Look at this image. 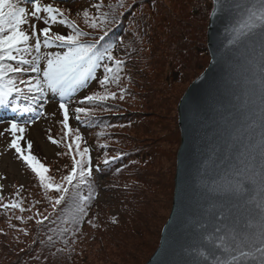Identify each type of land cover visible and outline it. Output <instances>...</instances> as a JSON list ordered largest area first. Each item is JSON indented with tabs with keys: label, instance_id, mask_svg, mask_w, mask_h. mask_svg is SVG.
Instances as JSON below:
<instances>
[{
	"label": "trees",
	"instance_id": "trees-1",
	"mask_svg": "<svg viewBox=\"0 0 264 264\" xmlns=\"http://www.w3.org/2000/svg\"><path fill=\"white\" fill-rule=\"evenodd\" d=\"M99 5L95 7V14L89 16V22L100 13L106 15L107 35L98 45L99 49L111 48L114 60L122 61L119 66V79L126 74L132 87V92L146 100L151 99V107L154 111L163 110L166 107L164 100H168L169 86L172 83L190 82L197 77L208 62V51L205 43V30L210 13L208 0H89ZM65 2V1H64ZM55 3V2H54ZM62 2H57L60 6ZM62 9V8H61ZM63 10V9H62ZM87 9L82 10V12ZM64 16L75 26L86 33L81 39L94 41L104 35L105 29L99 26L90 30V23L83 19L72 18L71 14L62 11ZM63 17H58L60 20ZM69 27V26H65ZM165 28L164 31L161 28ZM25 29L29 30L27 26ZM64 32V33H63ZM62 33L67 35L72 28L65 29ZM130 35V37H129ZM154 38L150 41V38ZM43 41V40H42ZM42 43V42H41ZM145 43H148L145 45ZM64 49L51 45L40 54L47 52H60ZM34 47L31 53L25 54V59H33ZM43 60V59H41ZM14 67H27L32 64H21L18 61H5ZM108 64L115 68L113 61L107 59L102 64ZM44 64V63H43ZM99 73L94 74L78 87L69 96L65 97V103L75 106L73 108V122L69 117V127L72 126V134L75 130L92 128L95 136L104 139H120L128 130H118L119 125L129 123V126L139 123L142 110L130 109L129 98H109L103 102L88 103L83 101L107 74L105 69L99 67ZM9 77L20 80H28L37 77L33 72L9 73ZM124 76V77H126ZM43 77V70L42 76ZM38 78V77H37ZM112 81L110 80L109 83ZM88 83V84H87ZM53 100L59 107L61 98ZM116 93V91L114 92ZM92 95V94H91ZM27 103L28 109H23L22 104ZM33 101L26 100L23 95L13 93L8 97V102L0 104V114L6 111H34ZM68 105V104H67ZM78 107L95 108V114L81 119L75 109ZM69 116L72 112L70 108ZM62 112V110H61ZM63 113V112H62ZM125 126V127H129ZM70 131V130H69ZM68 133L66 140V152L71 160L76 158V150L72 144L71 151L68 145L72 138ZM151 135L156 134L150 130ZM159 133L166 136L161 144L149 143L141 145H123L108 156L98 155L100 158L94 165L92 162L91 175L87 183L78 185L76 198L61 207L67 211L53 212L33 232V240L23 250L20 249L21 236L17 233L18 224L11 223L3 226L7 218L5 209L0 207V264H141L154 251L159 240V231L166 219L171 206L173 186V159H168L170 130L167 127L159 129ZM128 134V132H127ZM175 134L179 142V129L176 126ZM59 144L63 143L62 137H56ZM71 141V142H70ZM168 145L164 152V145ZM94 154H102L108 151L111 145L105 143L96 144ZM103 148V150H102ZM115 157V159H112ZM94 159V158H93ZM108 160L105 164L104 161ZM106 178L110 181L111 200L100 203L98 196V184ZM36 182H40L36 178ZM108 188V186H107ZM169 188L170 192H166ZM19 190L13 192L11 198L0 203H20L22 198ZM81 197L85 198L81 200ZM16 198V197H15ZM83 207L86 214H81L78 209ZM115 209L110 214L111 208ZM163 208V209H162ZM21 222V221H20ZM23 223V222H21ZM125 225V229L122 225ZM157 234V236H156ZM157 240H151L147 237ZM138 239L139 241H135ZM109 244V249L106 248Z\"/></svg>",
	"mask_w": 264,
	"mask_h": 264
},
{
	"label": "water",
	"instance_id": "water-1",
	"mask_svg": "<svg viewBox=\"0 0 264 264\" xmlns=\"http://www.w3.org/2000/svg\"><path fill=\"white\" fill-rule=\"evenodd\" d=\"M211 1L209 61L177 105L180 143L171 208L144 264H211L209 253L220 255L222 245L258 231L261 190L246 179L251 172L245 167L260 165L264 57L254 34L241 35L255 0ZM241 264L256 261L248 257Z\"/></svg>",
	"mask_w": 264,
	"mask_h": 264
},
{
	"label": "snow or ice",
	"instance_id": "snow-or-ice-1",
	"mask_svg": "<svg viewBox=\"0 0 264 264\" xmlns=\"http://www.w3.org/2000/svg\"><path fill=\"white\" fill-rule=\"evenodd\" d=\"M99 10V5L95 6ZM41 11L48 14L47 19L44 23L47 25L49 20L52 23L57 22L58 17H63L59 20L61 24H68L72 28V32L67 35L52 33L50 27H44L39 30L37 34L36 26L31 25L32 36L36 37L34 50L37 53L31 61L25 59V54L33 50V46L29 44L30 36L22 29V25L28 23L29 13L28 10L21 6L16 0H0V104L8 102V97L13 93L17 96L23 95L26 100L35 102L45 91V88L52 92H58L61 98L59 104L60 109L63 112L64 119L62 121L65 129L69 128V110L68 105L65 103V97L69 96L78 87L82 86L89 77L94 74V71L98 67H103L105 73H111L105 75L100 81L101 85H106L111 80L116 82L119 80V66L122 61L114 60L111 48H98L100 42L107 35V23L106 15L100 13L97 17H93L90 22V27H100L105 29L104 35L98 40L85 41L81 37L87 35L83 31L79 30L75 26V22H70L64 13L59 8L53 7L51 4L43 6L32 0V11L31 17L39 18ZM247 22L242 26L243 29L247 30V33L241 32V35L254 34L257 42L261 48L262 57H264V0H255V2L247 9ZM88 22V12L83 13ZM261 25L260 30L255 32L257 25ZM40 36H43L41 44ZM51 45H56L59 48L64 49L60 52H47L40 54L41 47L48 48ZM41 59L44 60L43 67V78L31 77L28 80H20L17 82L15 78L9 77V73H21L25 71L40 72L41 69L37 66H32L30 69L22 68L19 66L14 67L10 63L5 61H18L21 64H37ZM113 61L116 65L115 68L110 67L108 64H102L104 60ZM121 89V93H123ZM109 98L115 99L116 93L109 92L105 89L104 93H95L92 95L85 96L84 102L94 103L103 102ZM120 99H123V94L120 95ZM42 107V105H41ZM95 108L89 107H78L75 112L77 120L81 119V114L85 117L92 116L95 114ZM10 130L13 134L10 147L15 149L16 153L19 154L20 158L27 164V166L39 177L40 183L46 189H55L60 195L53 202V208L56 205L61 204V201L65 200L66 196L69 195L70 191L75 189L78 185L87 183V178L91 175L92 169L90 167V158L86 162L85 157L88 156L89 150L84 148L80 150L78 141L81 139L79 135L72 138V143L68 145L69 150L72 149V144L76 145V154L80 157L77 160L73 157V163L71 170L67 175L63 176L61 183L51 182V177L47 176L48 169L43 165L37 157L31 154V143L27 147H22L20 141L23 139L22 134L25 131L24 126L19 125L16 122H12ZM20 133L21 135H16ZM68 133L65 132V136ZM51 139V137H49ZM56 143V141H53ZM112 159H115L113 157ZM252 160L255 157L251 158ZM105 164L108 160L104 161ZM254 165L252 163H246L245 172H251V175L247 176L246 179L251 184L259 185L261 190L262 202L257 205L259 209L257 221L258 231L253 237L244 236L236 240L233 244L228 246H221L217 249L220 255H216L215 252L209 253L214 259L211 264H241L242 260L252 257L256 261V264H264V137L261 139V150H260V165L258 168L253 170ZM85 198L81 197V200ZM0 207L5 209L8 208H19L20 205L15 201L11 204H2ZM21 211L23 209L21 208ZM78 211L83 215L86 214L83 207H80ZM44 220L48 217H43ZM42 221H37L41 223ZM251 227V225H249ZM235 239V238H234ZM249 249L244 251V249ZM224 256L226 258H221ZM207 259V258H206Z\"/></svg>",
	"mask_w": 264,
	"mask_h": 264
},
{
	"label": "rangeland",
	"instance_id": "rangeland-1",
	"mask_svg": "<svg viewBox=\"0 0 264 264\" xmlns=\"http://www.w3.org/2000/svg\"><path fill=\"white\" fill-rule=\"evenodd\" d=\"M65 1V2H64ZM16 2L20 3L21 6L25 7L28 10L29 17H28V23L22 25V29L29 34L30 41L29 44L34 47L36 37L32 36V28L31 25L36 26L37 34H39V30L44 27H50L51 32H59L62 33L65 31V29H69L68 24H61L59 23V20L57 19L56 23H52L51 20H49L48 24L46 25L44 23L45 19H47L48 14L41 11L39 14V18L31 17L30 13L32 11V0H16ZM41 5V8L45 5L51 4L55 8L61 9V11L67 12L69 15L71 14L72 18H78L83 19V22H86V18L84 17L82 10L87 9L88 14L92 15L95 14V7L92 2L89 0H36ZM55 2V3H54ZM57 2H62L60 6H57ZM210 4V10L212 8V1L208 0ZM209 17V16H208ZM88 24L89 22V16L87 17ZM208 23V19H207ZM30 28L29 30L25 29V27ZM207 28V24H206ZM90 30H94V28L90 27ZM162 31L165 30V28H161ZM64 33V32H63ZM57 34V33H56ZM41 37L40 36V40ZM130 37V35H129ZM153 37L150 38V41H153ZM205 43H206V30H205ZM148 43H145L147 45ZM43 47V46H42ZM207 47V46H206ZM44 48V47H43ZM46 49V48H44ZM33 51V50H32ZM31 51V53H32ZM46 53V51H45ZM37 53L34 50L33 57H35ZM208 61H209V54H208ZM44 60H40L37 64L32 66H37L41 69L40 72H33L38 78L42 79V70L44 67ZM208 64V62H207ZM206 64V66H207ZM205 66V67H206ZM27 68V67H25ZM100 68H96V74L99 73ZM126 76V74H124ZM121 75V78L116 82L107 83L106 85H101L99 87H96L89 95L95 94V93H104L105 89L109 92H115L116 91V98H119L121 94H123V97L129 98L128 105L130 106V109L133 110H142L141 119L138 124L134 126L132 124L129 126V123L124 125H119L118 130H128L124 134V137L120 139H111L108 138L107 140L94 135V130L92 128H86L83 130H75L74 134L79 135L81 139L78 141L80 145V150L82 151L84 148H87L89 150L88 156L85 157L86 162L90 158V164L92 162V165L95 164V162L98 161V159L104 155L108 156L112 154V152L119 149L122 144L123 145H141L145 146L146 144L153 143V144H161L162 140L166 138L163 134L159 133V129L162 130L163 127H167L170 130V136L169 139H167L170 147L168 151V159H173V166L175 172V165H176V152L180 143V132H179V142L177 140V136L175 134V128L178 127L177 122V105L178 102L186 90L187 86L190 84V82H182V83H172L169 88V96L168 100H164L166 107L163 108V110H157L154 111L151 107V99L149 97L144 100V98H141L139 95H135L133 90H135L134 86L129 84L127 80V76L124 77ZM91 78V77H90ZM88 83L90 82L87 81ZM87 83V84H88ZM121 89H123V93H121ZM44 92H49V97H47L46 101L42 104V107L44 104H46V112H42L41 108L40 110L36 111V115L33 119H31L28 122H21L19 120H12V118L3 119L0 121V198H4L6 200H10L11 198H14L16 200L18 196L12 197L14 194L13 192L19 190V195L21 196L22 200L20 203L19 208H8L9 210H6V220L2 221L4 222L3 226H7L11 223H17L18 225V231L17 233L21 236V243L19 244V247L21 250L25 249L30 242L33 240V232L35 229H38L41 226V223L44 221L43 217H52L53 212L58 213L59 211H65V208H61L64 203H68L69 201H72L76 198V189H73L70 191L69 195L66 196L65 200L61 201V204L56 205L55 208H53V202L55 199L60 195V193L56 192L55 189H46L41 185L40 182H36V178H39L28 166L27 164L20 158L19 154L16 153L15 149L10 147L11 141L13 139V134L10 130V125L12 122H16L19 125L24 126L25 131L22 134L23 139L20 141L22 147H27L29 143H31V149L30 152L32 155L37 157V159L45 165V167L48 169V172L46 173L47 176L51 177V182L54 183H61V179L63 176L67 175L68 172L71 170L73 160H71L70 155L68 152H66V140L68 141L69 137H65L64 131H69V135L72 138V126H70L68 129H65L63 126V113L61 112L60 107L57 106L56 103H52V100L55 98V93L51 90L45 88ZM40 99V98H38ZM56 100V99H54ZM68 107L70 108L72 114L69 116L72 118L73 122V108L75 106L70 105V103H67ZM37 106L41 104H36ZM26 114L25 117H27L25 120L32 118L27 114L28 112H20L16 114L17 116ZM69 123V122H68ZM69 125V124H68ZM129 126V127H125ZM179 129V127H178ZM150 130H153L154 132H157L154 135H151L149 133ZM16 135H21L20 133H17ZM51 137V139H49ZM56 137H62L63 143L59 144L56 140ZM53 141H56L54 143ZM71 142V141H70ZM72 143V142H71ZM105 143V145H111L110 148H108V151H102V154H94L93 149H97L96 144ZM168 145H164V152L166 150V147ZM73 148L76 150V145L74 144ZM103 150V148H102ZM100 155V157L98 156ZM94 158V159H93ZM76 159L79 160L80 157L76 154ZM104 178V177H103ZM173 181H174V174H173ZM110 181L106 180L104 178L101 179L98 184V191L96 196V200L100 201V203H105L107 205V202L111 200V190L109 189ZM108 186V188H107ZM166 192H170L169 188L166 189ZM172 194H173V186H172ZM172 200V195H171ZM21 208L23 211H21ZM171 208V206H170ZM169 208V211H170ZM163 209V208H162ZM168 211V214H169ZM110 214L115 213L114 207L109 210ZM168 214L166 216V219L168 217ZM1 215L0 214V221H1ZM166 219L164 221H166ZM42 221L41 223H37V221ZM47 220V219H46ZM23 223H21V222ZM165 222H163L164 224ZM162 224V225H163ZM122 227L125 229V225L123 224ZM162 228V226H161ZM159 231V237L160 232ZM157 236V234H156ZM151 240H157L154 239L155 235L153 237L148 236ZM135 241H139L138 239H135ZM159 242V240H158ZM158 245V244H157ZM156 245V247H157ZM107 249H109V244L105 245ZM156 249V248H155ZM154 249V250H155ZM153 253V252H152ZM151 253V254H152ZM151 256V255H150ZM149 256V257H150ZM148 257V258H149ZM148 258L141 264H144Z\"/></svg>",
	"mask_w": 264,
	"mask_h": 264
}]
</instances>
